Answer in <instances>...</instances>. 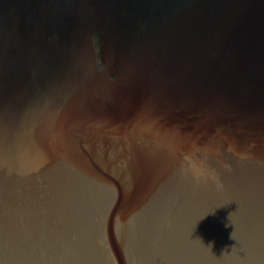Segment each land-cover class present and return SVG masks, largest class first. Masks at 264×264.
<instances>
[{"label": "water", "instance_id": "water-1", "mask_svg": "<svg viewBox=\"0 0 264 264\" xmlns=\"http://www.w3.org/2000/svg\"><path fill=\"white\" fill-rule=\"evenodd\" d=\"M0 264H264V0H0Z\"/></svg>", "mask_w": 264, "mask_h": 264}]
</instances>
